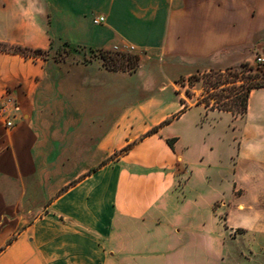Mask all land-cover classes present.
I'll return each instance as SVG.
<instances>
[{"label": "crops", "instance_id": "crops-1", "mask_svg": "<svg viewBox=\"0 0 264 264\" xmlns=\"http://www.w3.org/2000/svg\"><path fill=\"white\" fill-rule=\"evenodd\" d=\"M0 42L30 50L0 52V264H264V87L243 116L184 109L191 77L257 65L264 0H0Z\"/></svg>", "mask_w": 264, "mask_h": 264}, {"label": "trees", "instance_id": "trees-1", "mask_svg": "<svg viewBox=\"0 0 264 264\" xmlns=\"http://www.w3.org/2000/svg\"><path fill=\"white\" fill-rule=\"evenodd\" d=\"M0 52L28 54L30 50L20 46L7 47L0 42ZM34 53H42V51H35ZM102 58L104 59L105 65L111 69H125V65L128 67L136 66L138 61L137 56L128 53L110 54L103 52ZM257 74L258 73L255 71V67L249 63L230 67L222 71H211L209 73H204L205 77H214L215 82L212 83V89L214 91H211L210 95H208L205 101L198 100L196 103H204L206 107H209L210 99H213L214 104L211 105V108L230 111L234 117L243 116L248 111V102L251 91L254 88L264 87V84L259 83ZM194 77L195 76L191 77L190 81ZM229 84L232 86L230 88L231 91L237 94L230 103L227 102L226 99L233 95L224 94V86ZM187 94L188 96H191V92L189 90H187ZM187 107L188 105L186 104L184 109ZM169 143L173 145L172 140H169Z\"/></svg>", "mask_w": 264, "mask_h": 264}, {"label": "rangeland", "instance_id": "rangeland-1", "mask_svg": "<svg viewBox=\"0 0 264 264\" xmlns=\"http://www.w3.org/2000/svg\"><path fill=\"white\" fill-rule=\"evenodd\" d=\"M133 55V54H132ZM135 66H126L125 65V69H131L134 68ZM253 67H255V71L258 73V81L261 84H264V80L261 78L263 71H264V67H260L259 65H254ZM192 82V85H191ZM215 82L214 77H205L204 74L200 75V76H195L194 78H192V80H189V85L187 90H189L191 92V96L189 98V100L187 101V105L190 106L194 103H196L198 100L200 101H205L208 97V95H210L211 91H214L212 89V83ZM225 87V95H233L231 97H229L228 99H226L227 102H231L232 99L237 95L235 94V92L231 91V84L224 86ZM204 104V103H203ZM214 104V100L210 99V106L209 108H211V105ZM192 115V114H190ZM191 117V116H190ZM198 118V122L200 124V126H209L212 125L214 123V117L213 116H201L199 117V115H195L192 118ZM218 183L217 182H213V181H201V180H196L194 182H192L190 184V186L188 187V191L192 192L193 190L199 191V192H203L204 195L208 196L211 194V191L213 189V187H217ZM259 186L258 184L255 186H251L249 187L250 191H249V196H247V198H244L243 201L246 202V204L254 206L255 209L252 210L249 213H234L231 217L232 220L234 221L235 224H237V229H236V237H239V240L236 244V248L237 249H243V248H247L248 245L247 243L249 242V240H252L255 237L254 233H257L256 236H259L258 231L257 232H251L249 234H245V230L244 226L248 225V223L250 221H258L259 220V198L256 197V190H258ZM244 188H241V190ZM221 220L222 221H226L228 219V215L226 213H222L220 215ZM255 248L258 247H252V251H255ZM258 254H260V251L258 249V251H256Z\"/></svg>", "mask_w": 264, "mask_h": 264}, {"label": "built area", "instance_id": "built-area-1", "mask_svg": "<svg viewBox=\"0 0 264 264\" xmlns=\"http://www.w3.org/2000/svg\"><path fill=\"white\" fill-rule=\"evenodd\" d=\"M105 21H106V17L103 15H97L93 19V23L95 25H101V24L105 23ZM135 49H136V47L133 45H127L125 47H122L119 44H115L112 47V51L114 54H122V53L133 54ZM255 62L260 67H264V54L257 55L255 58ZM10 102H11V100L8 97H4L3 101L0 103V117H3V116L6 117V120H5L6 125L9 127L13 125L11 114L9 112H7V107H8Z\"/></svg>", "mask_w": 264, "mask_h": 264}]
</instances>
